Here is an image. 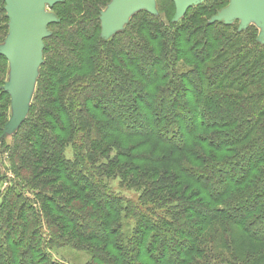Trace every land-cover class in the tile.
<instances>
[{
  "label": "trees",
  "instance_id": "16d2710c",
  "mask_svg": "<svg viewBox=\"0 0 264 264\" xmlns=\"http://www.w3.org/2000/svg\"><path fill=\"white\" fill-rule=\"evenodd\" d=\"M108 1L58 0L45 25L6 146L5 262L68 264L49 244L82 264H264V43L204 6L169 24L141 9L106 38Z\"/></svg>",
  "mask_w": 264,
  "mask_h": 264
},
{
  "label": "rangeland",
  "instance_id": "374dc122",
  "mask_svg": "<svg viewBox=\"0 0 264 264\" xmlns=\"http://www.w3.org/2000/svg\"><path fill=\"white\" fill-rule=\"evenodd\" d=\"M1 1L3 3L0 6L3 8V12L0 15V18H2L0 20V26H3V28L0 29V55H2L4 59L0 61L2 64L1 67H3L0 71V85L5 94H0V133H2V139L0 140H4L5 144L1 145L0 143V200L2 194L5 192L4 188L7 186V183L8 185L13 184V181L14 184L17 183L13 173L9 170V153L6 146L11 143L13 134L18 127L22 126L27 115H29V107L35 93L37 76L40 72V62H43L40 37L44 31L46 33L48 32V28L45 26L47 22H43L40 26L39 41L36 45L35 55L27 65V72H25L26 68H23L25 65H22L18 61L22 26L17 14V9L10 7L5 0ZM234 1L235 0H109L100 13V28L101 32H103L106 37H110L113 32L120 28L122 29L125 24H127L134 12L144 8H149L152 13H160L163 21L169 24L171 21L181 20L186 13L190 14L193 9L204 6V8H201L205 12V14H203L204 18H208L210 21L217 20L233 23L238 25L239 28H247L253 37H256L260 43H264L263 8L257 4H250L243 10L240 9L233 13L230 7ZM42 2L41 14L52 19L58 10L56 7L57 0H43ZM199 9H196L195 13H197ZM252 28L254 31L251 30ZM24 72L27 73V80L21 78ZM17 112L18 115L16 118L5 127ZM26 128L25 126L24 129L26 130ZM67 153L69 156L71 155L70 150H67ZM4 174L9 177V180L7 176L4 179ZM107 182L111 187V191L120 195L121 198L127 201L136 200V195L138 193L135 189H130L124 184L118 185L116 179H110ZM22 188L23 192L34 200L32 195L34 191L33 188H30L32 190L28 187ZM38 207L41 208L39 204ZM39 217L41 219L40 221L45 224V218H43L41 212ZM44 232H47L45 228ZM5 246L3 242L0 243V253H2L3 256V264H8L9 257H6ZM46 246L49 248L54 258L63 260L68 264H82L87 260V256L80 251L70 250L64 246L59 247L49 244ZM6 259H8L7 262H5Z\"/></svg>",
  "mask_w": 264,
  "mask_h": 264
},
{
  "label": "water",
  "instance_id": "95a60500",
  "mask_svg": "<svg viewBox=\"0 0 264 264\" xmlns=\"http://www.w3.org/2000/svg\"><path fill=\"white\" fill-rule=\"evenodd\" d=\"M5 1L10 7L17 9V14L20 18L22 30L20 36V48H19L20 52H19L18 61L22 65H25V67L23 66V68H26L25 72H27V68H28L27 65L31 62V59L34 57L36 45L39 41L38 36L40 33V26L43 24V22H48L52 20L54 17L51 19L41 14L43 0H5ZM250 4H257L261 6L264 10V0H235L231 4L230 10L231 12L234 13L240 9L243 10L246 6ZM144 9L151 12L149 8L148 9L144 8ZM44 33L45 31L42 33L40 37V43ZM102 36L106 37L103 34V32H102ZM25 72L23 73L21 78L27 80V73ZM17 115L18 112L16 115H14L11 118V120L5 125V127H7L13 121V119L16 118Z\"/></svg>",
  "mask_w": 264,
  "mask_h": 264
}]
</instances>
